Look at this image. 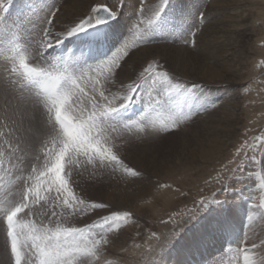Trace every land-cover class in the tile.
Masks as SVG:
<instances>
[{
  "label": "rangeland",
  "instance_id": "rangeland-1",
  "mask_svg": "<svg viewBox=\"0 0 264 264\" xmlns=\"http://www.w3.org/2000/svg\"><path fill=\"white\" fill-rule=\"evenodd\" d=\"M68 1L0 0V43L16 44L24 61L38 69L51 67L76 76L73 80L78 86L74 82L72 87L76 112L83 110L87 115L93 103L118 107L129 94V85L135 86L136 82L141 87L130 104L138 105L141 111L125 119L127 107L116 116L119 121L113 137L122 163L112 162L115 172L111 165L104 168L96 159L85 156L75 161L71 178L66 174L67 165L62 169L73 196L85 201L75 212L62 197L57 198L55 189H45L35 203L29 196L33 211L25 210L17 219L21 224L35 223L44 228L57 224L87 228L86 240H100L102 236L98 247L104 251L90 264H246L245 256L250 264H264V15L257 14L262 12L261 7L254 8L248 21L245 80L208 84L183 77L164 54H154L138 63L132 73L131 69L123 70L131 67L134 53L148 47H186L193 52L200 32L209 22L207 13L214 0H99L86 17L76 20L75 26L85 27L90 19L92 27L106 28L93 25L95 11L107 7L116 12L115 21L123 16L126 22L122 41L119 39L116 50L106 60L88 58L56 68L53 65L62 59L43 52L49 44L48 31L55 19H64ZM115 1L123 13L114 7ZM217 14L223 19L226 11L223 8ZM87 32L80 31L76 36L89 35ZM12 62L20 65V57ZM12 62L0 59V165L10 167L4 166L6 171L0 173V191H5L0 192L2 200L8 187L15 193L9 200L19 199L24 186L31 185L37 173L45 170L48 153L57 147L52 131L54 113L48 112L47 104L33 102L38 98L21 86L22 80L12 73L18 66ZM124 74L128 77L123 78ZM9 81L14 87L8 86ZM223 106L244 114L238 141L207 171L193 168L194 162L180 167L178 158L191 155L193 149L181 143L191 142L195 134H204V122L213 115L222 116ZM127 169L140 175L133 177ZM6 175L18 180L13 178L11 184ZM93 203L107 207L94 209ZM124 212L129 215L119 221L103 222L106 215ZM0 225V264H15L3 217ZM21 230L27 232L18 227L17 231Z\"/></svg>",
  "mask_w": 264,
  "mask_h": 264
},
{
  "label": "snow or ice",
  "instance_id": "snow-or-ice-1",
  "mask_svg": "<svg viewBox=\"0 0 264 264\" xmlns=\"http://www.w3.org/2000/svg\"><path fill=\"white\" fill-rule=\"evenodd\" d=\"M115 18L116 12L104 7L96 17L95 23L99 25ZM83 30L84 27L81 25L78 28H73L67 34L71 36L73 33ZM20 66L24 70V76L31 83L42 86L47 92L44 103L48 105V112L54 113L52 131L57 147L55 151L48 153L45 170L37 173V178L22 191L19 199L9 200L8 196L11 194L4 198L2 210L7 219L8 235L11 237L12 256L15 264H22V261L23 264H90L93 258H98L99 254L104 251L103 247H98L104 239L102 236L100 240H86L87 228H65L58 224L54 228L37 227L35 223L21 224L17 217L25 210L32 212L33 209L28 203V197L33 196L35 203L45 189L49 192L55 189L57 198L62 197L63 203L73 212L80 204H84L83 199L73 196L67 181L61 175L62 169L67 165L66 174L71 178L75 169V161L80 156L96 159L99 166L104 168L111 165L112 171L115 172V164L112 162L122 163L118 155L119 145L114 142L113 137V132L117 129V122L119 121L116 116L133 102V94L141 85L138 82L135 83V86L130 84L129 94L125 96L124 101L118 107L110 104L109 107L104 108L98 103H93L91 110L85 115L83 110L76 112L73 108L76 101L72 99L74 81L71 77L64 80L62 84L53 82L47 78L46 73H37L30 68L22 56L20 57ZM8 86L14 87L13 82L9 81ZM176 87L179 90V85ZM39 95L36 93L37 97ZM100 95L104 100L108 99L103 92ZM33 102L41 103L39 99ZM124 126L127 127V123ZM127 170L132 171L131 169ZM35 171L33 169V172ZM139 175V172L132 171L133 177ZM41 177L44 178L43 188L40 181ZM73 183L75 184L76 181L73 180ZM105 207L107 205L103 203L92 204L94 209ZM128 215V212H124L122 215L120 213L106 215L103 217V222L119 221ZM18 227L26 228L27 232L17 231ZM104 243L108 242L104 241ZM245 261L246 264H250L247 256H245Z\"/></svg>",
  "mask_w": 264,
  "mask_h": 264
},
{
  "label": "bare ground",
  "instance_id": "bare-ground-1",
  "mask_svg": "<svg viewBox=\"0 0 264 264\" xmlns=\"http://www.w3.org/2000/svg\"><path fill=\"white\" fill-rule=\"evenodd\" d=\"M97 1L99 0H69L66 3L67 12L63 14L64 19L63 20L59 19V21H56L55 19L51 30L49 29L48 31L49 44L45 48L47 50H44L43 52L45 56L47 54H50V56L54 54V58L65 57L64 60L68 58V62L70 63H79L80 61H84L88 58H93L90 61L106 60L105 58L107 57L109 58V56H111V52L113 54V52L116 50L120 37L127 30L126 29L127 25L126 22H124L123 16L119 17L118 20L116 19V21L114 20L115 22L113 24H109V26L107 25L108 27L101 26L99 24L100 27H106V28H94L90 26L91 24L89 23L90 21L89 19L88 24L85 25L83 30V31L87 30L88 31L87 33L89 35L81 34L79 36H76L78 32L73 33V36L72 35L69 36L67 34L74 27L77 28L75 26V23L77 22L76 20L80 17H84L89 12L90 8H92V6ZM249 1H251L252 4L249 3ZM114 7L117 10L120 9L121 12L123 10L121 5L117 1H115ZM256 7L259 8L261 7V11H262V12H258L257 14L264 15V0H214L209 6V14L207 13V16L209 17V22L199 34L200 36L198 37L197 45L195 47L196 49L193 51L194 53L192 52V50L186 47H175V46H164V45L158 47H148L139 51L138 53H134L130 61V63L132 64L131 67L126 71L123 70V73L129 72L130 69H131V73L134 72L138 63L153 57L154 54H158V55L164 54L166 60L170 62L169 64L174 68H176L177 72L178 71L181 72L180 74L183 77H188L194 80L198 79L208 84L226 83L231 80L239 83L243 82L245 80L243 76L244 73H246L245 70L248 67V56L245 55L244 42L248 32L249 17L252 15L253 10ZM223 8L224 11H226V16L225 18L222 17L223 19L221 18L218 19L219 17L217 18V16H215V13L217 14V12L220 11V9L222 10ZM257 14L255 13V15ZM93 26H97V25H93ZM70 38H72L71 41ZM54 44L57 45L54 47ZM93 51H95V56L89 57L91 56V52L93 53ZM3 52H0V54L4 55ZM21 56L22 55L19 54V57ZM48 57L46 58V60H49ZM52 60L55 63L54 59ZM76 66L77 64H75V67ZM61 67L66 68V63L61 64ZM14 74L18 76L17 73ZM231 75L234 76V79L230 77ZM124 77H128V75L124 74L123 78ZM73 78L75 80L77 79L76 76H74ZM21 80H22L21 86L23 88L28 89L22 84L24 80L23 79ZM77 82L75 87L78 86ZM122 83H125V81L123 80ZM235 104L237 103L235 102ZM225 105H229V104H225ZM21 106H23V104ZM21 108L22 107H20V109ZM223 108L222 109L225 110L226 107L223 106ZM228 109L222 113L223 114L222 116L218 115L219 118L218 116L215 117L212 114L214 117L212 116L210 120L206 119L207 121L204 122L205 123L204 128L206 130V133L204 130L203 132L204 134H202L200 137H198L199 136L198 134H195L197 137L194 138L191 142H188L189 140H186L181 143L183 146L187 148L193 146V149L191 150V155L187 156V154H184L180 156V158H178L179 159L178 164L180 165V167L185 168L187 166V162H194V165L192 166L193 168L196 166L202 168L203 171H207L210 167H212V165L217 163L218 160L223 158L226 152L235 145V143L238 141L237 139L239 137V130L242 128L241 125L244 122L245 117L244 114H242L241 112L240 113H236L235 111L230 112ZM28 111L26 112L28 113ZM245 111H246L245 114L249 115L247 114L249 112L247 110ZM34 119L35 118H33V120ZM5 171L6 170H4L3 172ZM26 183L29 182L27 181ZM26 186L27 185H25L24 188H27ZM0 192L5 193V191H0ZM133 199L137 200V196L134 197ZM167 204L169 205V202H167ZM173 207H175V205ZM4 225L6 226L5 221H4ZM7 234H8V228H7Z\"/></svg>",
  "mask_w": 264,
  "mask_h": 264
},
{
  "label": "water",
  "instance_id": "water-1",
  "mask_svg": "<svg viewBox=\"0 0 264 264\" xmlns=\"http://www.w3.org/2000/svg\"><path fill=\"white\" fill-rule=\"evenodd\" d=\"M102 9H103V8H99V9L96 10V12H95V16H96V17L100 14V11H101ZM113 21H114V19H109L106 23H101L100 25L105 26V25L110 24V23L113 22Z\"/></svg>",
  "mask_w": 264,
  "mask_h": 264
}]
</instances>
